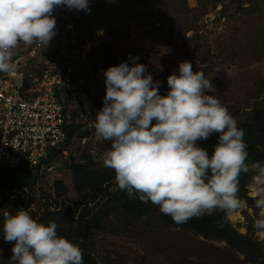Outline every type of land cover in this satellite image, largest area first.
<instances>
[{
    "label": "rangeland",
    "instance_id": "374dc122",
    "mask_svg": "<svg viewBox=\"0 0 264 264\" xmlns=\"http://www.w3.org/2000/svg\"><path fill=\"white\" fill-rule=\"evenodd\" d=\"M89 7L90 13L66 7H58L53 13L55 36L67 41L69 48L63 52L79 73L80 85L71 105L85 115L81 117L83 128L65 153L53 156L50 168L34 173V186L19 194L12 184H0V264H9L15 244L4 239V211L15 214L23 209L47 225L51 213L63 209L56 203L57 183L68 188L69 200L78 198L70 169L73 163L91 157L99 167L112 170L102 159L111 142L98 138L89 126L103 108V71L109 67L124 62L131 67L130 55L138 56L136 63L145 65L146 74L154 81L162 82L159 94L166 96L168 77L187 61L194 73L202 71L211 80L216 91L205 94L217 96L238 125L250 122L254 112L264 108V0H89ZM82 131L90 134L85 144ZM7 175L0 172V180L8 181ZM118 189L114 179L111 191ZM247 189L248 196L255 199ZM104 203L91 204L93 215ZM253 205L231 216L220 210L214 213L223 214L241 234L264 247V233L253 228L259 218ZM81 227L80 244L88 239L98 264H201L199 257L207 252L206 239L166 227L158 215L136 217L118 208L96 227ZM209 243L225 246L223 242ZM239 259L245 257L239 254ZM248 264H264V250Z\"/></svg>",
    "mask_w": 264,
    "mask_h": 264
},
{
    "label": "clouds",
    "instance_id": "9594fccd",
    "mask_svg": "<svg viewBox=\"0 0 264 264\" xmlns=\"http://www.w3.org/2000/svg\"><path fill=\"white\" fill-rule=\"evenodd\" d=\"M58 7L91 12L89 0H0V73L15 75L13 52L22 43L48 47L56 33ZM103 71V108L89 125L98 138L111 142L103 164L114 170L115 183L129 199L159 206L177 225L216 210L231 216L248 207L238 196L240 176L250 177L253 223L264 233V163L250 162L245 130L238 127L202 71L184 61L167 79L170 89L159 94L139 57ZM155 121V124H153ZM219 134L210 156L198 145ZM257 150L264 151L259 144ZM6 242H15L9 264H84L78 245L58 236V225L33 219L28 211L3 212Z\"/></svg>",
    "mask_w": 264,
    "mask_h": 264
},
{
    "label": "trees",
    "instance_id": "16d2710c",
    "mask_svg": "<svg viewBox=\"0 0 264 264\" xmlns=\"http://www.w3.org/2000/svg\"><path fill=\"white\" fill-rule=\"evenodd\" d=\"M111 45V44H110ZM108 51V50H106ZM79 73H77L76 84H78ZM27 86L30 85L27 83ZM68 92L67 89L64 91ZM79 94V93H78ZM65 106V113L69 117L71 124L67 127L68 140L65 144V149L74 142L79 131L83 128L80 117L81 114L75 111L71 105L73 100L68 94L65 98H60ZM71 105V108H70ZM89 115L91 112H84ZM255 117L247 123L238 125L239 128L245 130V142L248 146L249 161H260L264 163V151H259L256 145L259 144L264 148V108L254 112ZM84 138L89 137L88 132H83ZM219 134L211 135L206 141H198L200 147L205 148L211 156L214 147L218 142ZM82 139V140H83ZM80 143V141H79ZM58 149L55 155L62 153L63 149ZM54 155V156H55ZM53 161V157L49 160L48 165ZM85 162L73 163L70 167L72 171V179L74 189L78 195L75 201L68 198V188L61 182L57 183L58 192L56 195V203L63 206L62 210L59 207L57 214L51 213L50 221H54L58 225V236L67 238L70 242L78 245L83 250L84 264H98L95 257L90 253L89 241L80 244L81 225L88 227H96L101 221L109 216L111 212L122 209L124 212L134 215L136 217H153L158 215L160 222L171 229H179L184 233L195 235L196 237H203V241L207 252L204 256L199 257L201 264H248L257 253L264 250L259 243L254 242L248 236L241 234L231 223H229L220 213H213L211 215H204L199 218H192L187 223L177 225L173 222L170 216L162 214L159 206L151 204H144L138 199H129L125 191L118 189L116 192L111 191V183L115 179V173L112 170H105L99 167L91 157H87ZM42 170L41 167L28 168L21 167L18 169H0V172H8V181L0 180V184H12V188L22 194L27 188H31L35 184V172ZM18 173V174H17ZM250 177L246 174L240 176V191L238 196L246 200L247 203L253 204L254 199L248 196V185ZM105 205L98 207V214L92 212L91 204L97 201H104ZM55 217H62L61 219H54ZM77 217V219L75 218ZM1 219V218H0ZM77 223V227H72ZM213 242H223L225 246H219ZM239 254L243 255L245 259L241 261Z\"/></svg>",
    "mask_w": 264,
    "mask_h": 264
},
{
    "label": "built area",
    "instance_id": "2783aa9c",
    "mask_svg": "<svg viewBox=\"0 0 264 264\" xmlns=\"http://www.w3.org/2000/svg\"><path fill=\"white\" fill-rule=\"evenodd\" d=\"M68 48L58 36L47 48L21 43L13 52L16 74L0 73V169L50 168L51 157L65 147L71 121L60 98L68 94L74 102L80 85L63 52Z\"/></svg>",
    "mask_w": 264,
    "mask_h": 264
}]
</instances>
